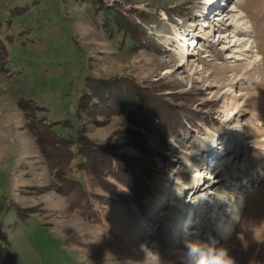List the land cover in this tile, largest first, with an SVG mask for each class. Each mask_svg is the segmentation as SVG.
Listing matches in <instances>:
<instances>
[{
    "label": "rangeland",
    "instance_id": "obj_1",
    "mask_svg": "<svg viewBox=\"0 0 264 264\" xmlns=\"http://www.w3.org/2000/svg\"><path fill=\"white\" fill-rule=\"evenodd\" d=\"M0 40L12 264H180L187 241L213 237L235 264H264V0H0ZM84 76L107 89L78 104ZM21 99L70 118L48 123L66 158L35 140Z\"/></svg>",
    "mask_w": 264,
    "mask_h": 264
},
{
    "label": "trees",
    "instance_id": "obj_2",
    "mask_svg": "<svg viewBox=\"0 0 264 264\" xmlns=\"http://www.w3.org/2000/svg\"><path fill=\"white\" fill-rule=\"evenodd\" d=\"M109 23L110 22L107 20L106 24H104V25H107V29H108L107 31L109 32V36L108 37L111 38V40H115L114 39V35H115L116 32H119L120 34H122V38H123V40L120 42L119 46L122 49L132 50V47L137 43L133 39V35H134L133 32L132 31L128 32V30H123V29H120V28H117V30H116V28L113 25L109 24ZM129 39H131V42H130ZM125 40H127L129 43L128 44H126V43L122 44V42H124ZM123 46L124 47L126 46V47L123 48ZM2 49H4V45H3V43L0 40V52L2 51ZM84 78H85V76H84ZM79 80H80V78L77 79V84L79 83ZM83 85L85 86L84 88H86V90L83 89V96L79 99L78 104H82V101L86 100V98L88 97L87 94H89V93L91 94V96L93 98H95V97H97L98 99L100 98V96L99 97L98 96H93L94 93L92 92L95 89H96V92H97V90L99 91L100 87L98 86L99 85L98 83L95 84L93 82V80L90 81V78L86 77L84 79V84ZM104 89L106 90L107 88L105 87V88L101 89L99 92L103 94L104 91H105ZM77 91H79L78 88H77ZM21 101L22 102L19 105V107L21 108V110L23 111V114L25 116L26 123H27V128L33 134L35 140L40 142V139L43 140V138H44L45 141L48 142L52 147H55L57 144H60V148L64 149L62 151L63 157L66 158L70 154L69 145H71L72 142L69 140L68 137H63V136L57 137L54 134V132H53V126H48V123H50L53 119H55L57 121V123H58V124L56 123L57 125H59L61 123L64 124V122H68L69 124L72 125L73 122L70 120V118L67 117V116H62V117L60 116L57 119L56 118H49V120L48 119H41V117H39L38 114H37L38 106L34 105L31 102V100H29V99L28 100L21 99ZM120 105H121V103H118L115 106H113V105L112 106H113V108H119ZM28 111H31V112H28ZM125 112H126V109H125ZM62 119H64V120H62ZM45 141H44V144H45ZM78 148L80 149V146H78ZM77 153H78V157H80V158L75 164L76 167H74V168H76V169H74V171H76L78 173L81 170V169H79L80 164H81L80 162H86L88 160H86V158L83 157V155H81V156L79 155L80 151L78 152V150H77ZM96 161L99 164H104L102 162V157L97 158ZM87 163L88 162H86V165H87ZM117 164H119V163L117 162ZM96 173H97V171H96ZM96 176H97V174H95V177ZM99 176H100V174L98 173L97 177H99ZM66 180L67 181H65L63 183V184H65L66 188L67 187H69V189L74 188L76 190V192H80V193H83L85 195L86 190H85V187L83 185V182L78 183V182H76V179L74 178L73 179L74 182L79 184V185H77V184L73 183V181H71L69 179H66ZM102 180L104 181V179H102ZM105 180H106V178H105ZM91 182H92V179L90 178V184H91ZM102 183L104 184V182H102ZM92 184H94V183H92ZM70 194H71V192H70ZM3 236H4V234L0 233V264H12V255L5 249V247L2 244Z\"/></svg>",
    "mask_w": 264,
    "mask_h": 264
},
{
    "label": "clouds",
    "instance_id": "obj_3",
    "mask_svg": "<svg viewBox=\"0 0 264 264\" xmlns=\"http://www.w3.org/2000/svg\"><path fill=\"white\" fill-rule=\"evenodd\" d=\"M218 197L226 200L227 194ZM180 264H235V262L229 255L228 248L221 246L213 237L206 241H187L180 256Z\"/></svg>",
    "mask_w": 264,
    "mask_h": 264
},
{
    "label": "bare ground",
    "instance_id": "obj_4",
    "mask_svg": "<svg viewBox=\"0 0 264 264\" xmlns=\"http://www.w3.org/2000/svg\"><path fill=\"white\" fill-rule=\"evenodd\" d=\"M218 41H219V40H218ZM198 159H199V158H198ZM199 160H200V159H199ZM194 186H196V188H197L198 185L195 184ZM197 193H198V192H197ZM197 193H196V194H197ZM200 194H201V192H200ZM200 194H199V195H200ZM193 196L195 197V194H193ZM238 210H239V209H238ZM240 211H241V210H240ZM181 221H182V220L180 219L179 222H181ZM232 221H233V220H232ZM234 221H235V220H234ZM234 223H235V222H234ZM230 227H231L230 225H229V226H228V225H224V226H223V228H222V230H223V232H224V235H223V236H228L227 234H228L229 231H230ZM173 238H174V237H173Z\"/></svg>",
    "mask_w": 264,
    "mask_h": 264
}]
</instances>
